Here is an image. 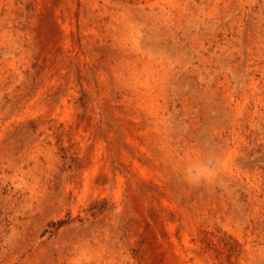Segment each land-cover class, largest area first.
<instances>
[{"label":"rangeland","instance_id":"1","mask_svg":"<svg viewBox=\"0 0 264 264\" xmlns=\"http://www.w3.org/2000/svg\"><path fill=\"white\" fill-rule=\"evenodd\" d=\"M0 264H264V0H0Z\"/></svg>","mask_w":264,"mask_h":264},{"label":"bare ground","instance_id":"2","mask_svg":"<svg viewBox=\"0 0 264 264\" xmlns=\"http://www.w3.org/2000/svg\"><path fill=\"white\" fill-rule=\"evenodd\" d=\"M132 45V44H131ZM136 47V46H135ZM131 69V68H130ZM148 74H151V73H148ZM138 79V78H137ZM149 84V83H148ZM136 88V87H135ZM149 89V88H148ZM255 90V89H254ZM146 97V96H145ZM149 99H151V98H149ZM152 100V99H151ZM156 100V99H155ZM143 101V100H142ZM153 102V101H152ZM155 102V101H154ZM152 112H154V114H156V112L155 111H152ZM136 115V114H135ZM155 118H158L157 117V115H155ZM101 149V148H100ZM97 150V149H96Z\"/></svg>","mask_w":264,"mask_h":264}]
</instances>
